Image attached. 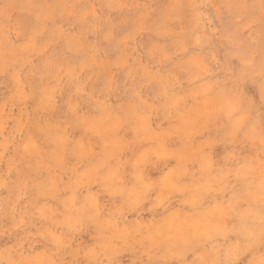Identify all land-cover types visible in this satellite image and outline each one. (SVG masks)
Here are the masks:
<instances>
[{"label": "rangeland", "instance_id": "obj_1", "mask_svg": "<svg viewBox=\"0 0 264 264\" xmlns=\"http://www.w3.org/2000/svg\"><path fill=\"white\" fill-rule=\"evenodd\" d=\"M262 77L264 0H0V253L258 262Z\"/></svg>", "mask_w": 264, "mask_h": 264}, {"label": "clouds", "instance_id": "obj_2", "mask_svg": "<svg viewBox=\"0 0 264 264\" xmlns=\"http://www.w3.org/2000/svg\"><path fill=\"white\" fill-rule=\"evenodd\" d=\"M264 79V77H262ZM238 87V81H229L227 84L221 85L223 89L219 95L215 98V106L217 111H222L229 103L232 97L235 96L236 88ZM241 135L244 134L243 129H237ZM261 135L264 136V125H262ZM264 147V144H262ZM250 180L256 179L253 176L249 177ZM259 182L261 185V195L259 199V222L252 221L249 224V231L253 234L255 240H258L260 244V255L261 259L251 261L249 264H264V166L261 167ZM84 221H92L97 226H104L105 222L102 217L96 215L94 210L85 209L83 213ZM132 240L136 245H145L147 242L144 238V233L141 231H135L132 234ZM155 247V246H153ZM109 253V249L101 247L98 249V256H105ZM55 255V254H54ZM0 264H120L119 261L107 260V259H92V260H70L62 259L58 256L54 259L43 261L36 254L28 253L26 251H13L9 253H0ZM133 264H165L163 260L159 259H141L137 258ZM204 264H238L236 257L230 256L227 259H208Z\"/></svg>", "mask_w": 264, "mask_h": 264}, {"label": "bare ground", "instance_id": "obj_3", "mask_svg": "<svg viewBox=\"0 0 264 264\" xmlns=\"http://www.w3.org/2000/svg\"><path fill=\"white\" fill-rule=\"evenodd\" d=\"M195 13H197L196 11H195ZM197 15H199L198 13H197ZM198 17V16H197ZM199 19H200V17H199ZM195 26V25H194ZM203 28V27H202ZM86 81V80H85ZM83 86V85H82ZM83 89V88H82ZM110 89V88H109ZM84 90V89H83ZM82 90V91H83ZM80 91V90H79ZM76 93V92H75ZM91 95V94H90ZM92 96V95H91ZM76 97V96H75ZM174 97V96H173ZM138 128V127H137ZM146 154V153H145ZM160 155V154H159ZM127 184V183H126Z\"/></svg>", "mask_w": 264, "mask_h": 264}]
</instances>
